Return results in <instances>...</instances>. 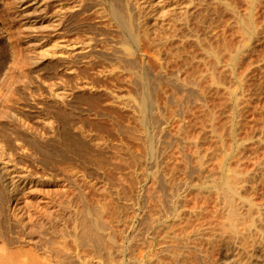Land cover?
I'll return each mask as SVG.
<instances>
[{
    "label": "rangeland",
    "instance_id": "374dc122",
    "mask_svg": "<svg viewBox=\"0 0 264 264\" xmlns=\"http://www.w3.org/2000/svg\"><path fill=\"white\" fill-rule=\"evenodd\" d=\"M6 1L0 0V203L11 217L8 236L15 254L35 250L45 259L49 256L51 264H80L78 255L93 248L78 247L85 224L96 218L106 233L119 235L125 222L136 219L143 192L146 212L148 208L157 212L156 206L159 213L163 211L167 203L160 199L164 193L153 172L163 171L172 186L185 182L187 163L196 166L195 157L201 154H208L211 163L213 157L217 160L214 167L207 165L213 168H218L221 152H233L229 158L233 168L238 164L249 169L264 158V0H258L253 9L254 34L246 31L249 25L245 27L251 21L250 0L166 3L170 12L159 13L161 28L154 24L150 30L153 40L168 35V41L162 39L164 44L150 48L154 57H149L145 70L153 81L155 105L151 102L146 118L141 110L145 86L137 70L123 59L129 33L111 19L106 0H75L84 3L85 12L73 15L62 30L64 38L49 23L56 16L57 0H29L21 15L29 21L26 29L18 28ZM97 9L105 16L93 13ZM35 19L42 24L30 23ZM166 22L177 24L176 30ZM104 37L108 46L100 43ZM17 41L22 65L16 67V75L26 76V84L19 79L7 82ZM90 42L95 43L92 51L87 46ZM54 50L64 57L58 61L50 57ZM210 51L223 54L221 64L208 55ZM235 54L239 55L234 69L243 91L233 128L234 107L228 91L237 82L230 67ZM53 92L69 93V97L59 99ZM15 115L30 123L22 127ZM219 133L225 148L231 143L233 151L220 152ZM234 137L239 139L237 144ZM235 156L243 158L239 160L243 163ZM15 171L29 173L35 180L24 192L18 189L19 207L10 194L16 188L11 181ZM48 245L58 247V252L43 255L41 248ZM59 246L68 252L65 258Z\"/></svg>",
    "mask_w": 264,
    "mask_h": 264
},
{
    "label": "bare ground",
    "instance_id": "6f19581e",
    "mask_svg": "<svg viewBox=\"0 0 264 264\" xmlns=\"http://www.w3.org/2000/svg\"><path fill=\"white\" fill-rule=\"evenodd\" d=\"M28 1L29 0H8L5 2L6 8L11 11L10 16L14 18V21H16L17 26L20 29H26L29 24V21L26 22V18H22L21 16L26 11L23 6H25ZM57 1L59 4L56 7V16H53V19H51L49 23L57 31V36L59 35L60 38H64L65 33L62 31L63 28L69 26V21H71L73 15H75L76 12L83 11L85 5L83 2H76L74 0L76 2L75 4H71L72 6H65V1L70 3V0ZM106 2L108 3L110 9L111 19L119 23L120 26L124 27L129 33L130 41L125 48V55L123 56L126 57L123 59H126L127 62L131 64L130 66L132 69L137 70L136 74L139 76L140 82H143L145 86L144 92L146 93H143L145 94V96L143 95L144 98L142 97L143 102L141 101V103L139 101V104H142L143 108L141 106L140 107L142 108L141 110L145 111L144 117L146 118L151 112L148 107H151L150 105L153 103L151 99V91L154 89L152 78L148 73L149 71L145 70V67L149 63V57H154L151 56L152 53L150 51L152 49L150 48L152 46L156 47L157 44L165 43L161 42L163 39L162 36H160L161 38L156 41L153 40L151 36V31H153L151 30V26L159 23L158 18L161 15L159 13H164L165 15L167 11L170 12V10L167 9L168 6L166 5V3L170 2V0H106ZM247 2H250V5L247 3V6L250 7H248V12L250 15L249 20H251L253 18L252 14L254 13L253 9L255 10L254 6L257 5L258 0H250ZM227 5L230 6L229 3H227ZM46 7L47 6H45L44 9H46ZM93 13H97L101 17L105 16H102L103 12L100 9L95 10ZM19 16H21V18H19ZM241 18L243 17H239V20ZM36 20L37 19L34 20L35 22L33 21L30 23L42 24V21ZM164 23L161 24L163 25ZM252 23V20L249 24L245 23V27H249V29L246 30L250 31V33L248 31L249 34H254L255 32V25ZM165 25L173 28L174 31L177 28V24L175 25L171 22H166ZM247 25L249 26L247 27ZM159 28H161V25ZM139 30L141 33H139ZM152 35L154 36V34ZM167 36L165 37L167 39H163V41H168ZM155 37L154 38L157 39V36ZM169 37H172L171 34ZM198 41L200 40L198 39ZM55 43L54 45L57 44ZM100 43H105L107 45L108 42L104 37ZM93 44L90 42L87 45L91 51L95 48ZM198 44H200V42H198ZM14 46L15 57H13L14 61H12L14 67L10 68V74L7 76V82L11 83L19 79L20 82L26 84V76L22 73H18V75H16L17 71L15 70L17 66L19 68V65H22L21 44L17 41ZM56 46L55 49L57 48ZM69 46L67 45L66 49L67 47L69 48ZM59 51L50 52L48 55L50 57H57L58 61V57H64L63 53ZM207 52L209 51L207 50ZM218 52L212 51L208 55H212L214 57V61L221 64V56L223 54L221 55V53ZM229 52L231 54L234 53L230 50ZM103 53L102 55L104 56L105 54ZM107 53L109 54V52ZM238 55L235 54L232 56L230 64L232 69L231 71L233 72L232 77L237 81L234 82L236 83V87L230 88L231 90L228 91L231 100H233L234 107V114L231 119V125L233 128L235 127L236 117H238L236 115V111L237 107L239 109L238 102L241 99L239 98L240 89L243 91L241 88V79L238 78L239 76L235 73L234 69ZM96 56L98 57L99 55ZM127 67L129 68V66ZM121 72L123 73V71ZM61 93H66V91H62ZM68 94L69 93L65 94V96ZM53 96L59 99H63V97L65 99L67 97L56 92H53ZM154 103L153 105H155ZM153 105L152 108H154ZM15 119L16 121L18 120L24 128L30 123L18 115H15ZM53 128L55 129V127ZM231 131L233 132V129H231ZM215 133H218V131L216 130ZM218 135V139L220 135L223 136L220 133ZM232 135H234V133H231V136ZM219 141L221 142V139H219ZM232 141L237 144L239 139L234 137ZM262 141L264 145V136ZM224 143L226 142L224 141ZM260 144L261 143H259V145ZM221 145L223 146H221V149L219 147L220 152L232 150L233 148L231 143L229 145V149L225 148L226 146H224L223 142H221ZM238 146L239 145H237V147ZM219 149H217V151ZM221 153L219 154L221 161H218V164L216 163L220 169V173H216L217 167L213 168V164L217 160L215 161L212 156V159L215 161L213 162L212 160V164L210 161L211 159H208V154H201L203 156L198 154V156H200L195 157L197 161L196 166L192 163V165L187 163L188 167L186 166V172L188 176L186 180L184 179V183L181 182L180 184L169 186L170 184L167 182L166 177H164L163 171L161 173L160 170L159 172L158 170L153 172V176H155L154 178L158 181V187H160L164 193V198H159L162 199V203L163 199L165 200L164 202L167 203L166 206L164 207L165 203L164 205L162 204L163 206H161V208L163 209L164 207V209L161 213H159L160 208L158 209L157 206V209L155 208L157 212L154 210L149 211V208V212H146L145 208L147 207H145L146 203L144 202L145 198L143 199V192L140 200H138L140 202L139 205H137L138 210L136 219L125 222L123 224L124 228L119 235L114 234L112 231H108V233H106L104 231L103 224H101L99 219L96 218L90 224H85L84 230H82L83 237H80L81 242L78 243V247H87L90 245L93 248L90 247L91 249H85L84 256L78 255L77 259L79 258L78 261L80 264H264V158L262 160L259 159L260 161H255V167H252L253 169L250 167L252 170H249L250 168H243V166L238 164L237 166L235 165V168H233V166L229 163V158L230 156H233V152H230L231 154L224 152L225 157H223V153L221 156ZM215 154H213L215 158L219 159V157ZM221 157H223V159H221ZM232 158L234 157H231V159ZM240 159L243 160L241 157L238 158V161L236 159L235 160L240 164V162H242V160L239 162ZM209 162L213 165V167H207ZM195 172H198V175ZM13 173H15V175L11 181L16 188L14 190L11 189L10 194L12 201L16 202L15 207H19L18 200L20 198L17 193L18 189L23 190L24 192L28 186L35 182V180L31 178L29 173H23L20 171H15ZM9 174H11V172ZM195 174L198 176L197 180L194 179L193 175ZM167 187L170 188L169 193L166 191V189H168ZM14 216L17 220L22 219V216L16 211H14ZM10 220V215H8L7 210L0 203V264H51V261H48L50 258L49 256L45 259L47 257L46 255L52 250H54L52 251L53 254L57 253L58 250L56 249H58V247L56 249L54 247L53 249L51 245L45 247L43 246L41 249L44 251L43 255L46 256L44 258L38 253L35 254L36 252H34V249L31 253L29 251L24 254V257L22 254H15L11 250L10 247L12 241L10 236H8V232L11 229L9 225ZM66 233H68V236H71L69 231ZM60 250L59 252H62L60 254H65L63 257L65 258V256L68 255V252L64 253L65 250L63 251V248L61 251ZM89 250H92L93 252L90 255L89 253L91 252H89ZM52 264L57 263L52 262ZM58 264H60V262H58Z\"/></svg>",
    "mask_w": 264,
    "mask_h": 264
}]
</instances>
